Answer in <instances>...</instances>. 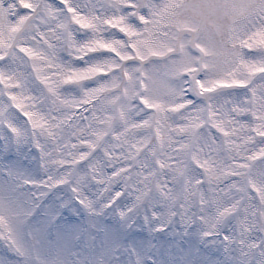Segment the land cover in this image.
<instances>
[{"label": "snow or ice", "instance_id": "1", "mask_svg": "<svg viewBox=\"0 0 264 264\" xmlns=\"http://www.w3.org/2000/svg\"><path fill=\"white\" fill-rule=\"evenodd\" d=\"M23 145L43 176L0 187V264H67L106 219L171 229L152 264H264V0H0V154Z\"/></svg>", "mask_w": 264, "mask_h": 264}, {"label": "rangeland", "instance_id": "2", "mask_svg": "<svg viewBox=\"0 0 264 264\" xmlns=\"http://www.w3.org/2000/svg\"><path fill=\"white\" fill-rule=\"evenodd\" d=\"M9 162V167L2 168ZM11 174V175H9ZM43 176L41 165L38 163V154L35 148L23 145L19 152L13 148L7 154H0V187L12 185L15 180L30 178L37 179ZM93 191H98L94 189ZM154 204L158 201L154 198ZM152 202L149 204L151 210ZM144 211L143 208L140 210ZM110 227L115 229L111 234L104 237L103 242H98L96 249L85 251L83 248L58 250L54 255L59 256L67 264H75L81 259L87 260L88 264L94 261H121L122 264H138V260H146L147 264L153 261H165L169 258L170 252L174 251L173 245L176 242L172 236V230L158 233L155 228L150 227L147 223L138 222L132 230L120 231L118 226L111 219L105 221ZM167 227V225H165ZM160 227V225H156ZM169 234H171L169 236ZM219 243V241H217ZM187 247V245H185ZM200 250V249H199ZM205 250V249H201ZM219 253L216 260L224 259L222 252ZM207 256V253H204Z\"/></svg>", "mask_w": 264, "mask_h": 264}]
</instances>
